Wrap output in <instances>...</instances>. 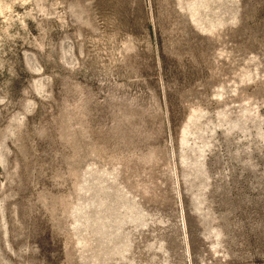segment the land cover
Here are the masks:
<instances>
[{"label": "rangeland", "instance_id": "1", "mask_svg": "<svg viewBox=\"0 0 264 264\" xmlns=\"http://www.w3.org/2000/svg\"><path fill=\"white\" fill-rule=\"evenodd\" d=\"M0 264H264V0H0Z\"/></svg>", "mask_w": 264, "mask_h": 264}]
</instances>
